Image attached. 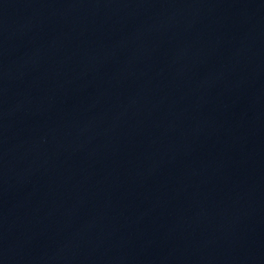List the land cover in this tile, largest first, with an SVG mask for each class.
Returning a JSON list of instances; mask_svg holds the SVG:
<instances>
[{"label":"water","instance_id":"95a60500","mask_svg":"<svg viewBox=\"0 0 264 264\" xmlns=\"http://www.w3.org/2000/svg\"><path fill=\"white\" fill-rule=\"evenodd\" d=\"M0 264H264V0H0Z\"/></svg>","mask_w":264,"mask_h":264}]
</instances>
